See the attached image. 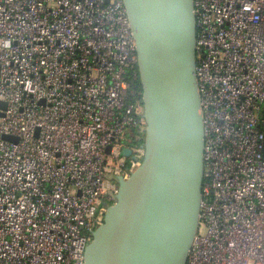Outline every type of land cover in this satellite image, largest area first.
<instances>
[{
	"label": "built area",
	"instance_id": "built-area-1",
	"mask_svg": "<svg viewBox=\"0 0 264 264\" xmlns=\"http://www.w3.org/2000/svg\"><path fill=\"white\" fill-rule=\"evenodd\" d=\"M193 12L204 170L186 264H264V0ZM136 69L122 0H0V264H83L144 157Z\"/></svg>",
	"mask_w": 264,
	"mask_h": 264
},
{
	"label": "water",
	"instance_id": "water-1",
	"mask_svg": "<svg viewBox=\"0 0 264 264\" xmlns=\"http://www.w3.org/2000/svg\"><path fill=\"white\" fill-rule=\"evenodd\" d=\"M122 2L135 41L145 152L127 180L117 178L115 202L93 231L83 264H186L204 170L193 0Z\"/></svg>",
	"mask_w": 264,
	"mask_h": 264
},
{
	"label": "trees",
	"instance_id": "trees-1",
	"mask_svg": "<svg viewBox=\"0 0 264 264\" xmlns=\"http://www.w3.org/2000/svg\"><path fill=\"white\" fill-rule=\"evenodd\" d=\"M132 80H133V84L136 85L141 90L137 69H136V75H135V77L132 78Z\"/></svg>",
	"mask_w": 264,
	"mask_h": 264
}]
</instances>
